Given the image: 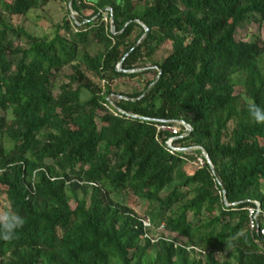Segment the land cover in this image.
Returning <instances> with one entry per match:
<instances>
[{"label":"trees","instance_id":"trees-1","mask_svg":"<svg viewBox=\"0 0 264 264\" xmlns=\"http://www.w3.org/2000/svg\"><path fill=\"white\" fill-rule=\"evenodd\" d=\"M54 2L50 38L8 22ZM249 22L264 28V0H0V214L24 219L0 264H264L246 211L264 213V124L248 117L264 109V41L237 36ZM125 198L175 236L151 238Z\"/></svg>","mask_w":264,"mask_h":264},{"label":"rangeland","instance_id":"rangeland-1","mask_svg":"<svg viewBox=\"0 0 264 264\" xmlns=\"http://www.w3.org/2000/svg\"><path fill=\"white\" fill-rule=\"evenodd\" d=\"M89 12V11H88ZM87 12V13H88ZM40 12L38 10L31 11L30 13L26 14L25 16H19L14 15L10 16L8 18V22L13 25H20L25 30L31 32L32 34H35L36 36H42L45 38H50L52 36L54 28L52 25L58 22L62 16H63V5L59 2H54L50 7L48 13ZM51 14V15H50ZM41 15V18L38 17ZM70 15H74V13L70 12ZM246 31L250 33V35H255L256 33L259 34L261 39L264 41V28L259 27L257 28V24L255 22H249L247 24H244L242 27L238 29L237 36H242ZM168 50V45H164L161 48L157 50V52L154 54V56L151 59H147L146 65H150L153 62H159L163 55L166 54V51ZM91 52H93L90 49ZM152 77V74L150 72L144 73L142 76L134 77L131 80H125V79H116L112 82V88L115 93L109 95L108 97L111 100H114L118 98L116 96L117 92H128L131 90V88H136L138 90L142 89L145 85V81L150 79ZM235 82V90L236 91H243V85L241 83V78L239 75H236L234 78ZM193 162H189V164H186L183 166L182 171L184 174H189L190 170L193 169ZM113 196H117L116 194ZM118 197V200H120ZM123 199V202H125L128 206H131L134 210V212L141 218H144V220H147L149 223H151V218L147 214H145V202L138 203V201L132 199ZM73 205V203L71 202ZM2 211V208L0 206V212ZM151 227L150 237L155 238L158 235L164 234L170 238L174 237V234L166 232L161 225H158L157 227H154L152 225H149Z\"/></svg>","mask_w":264,"mask_h":264},{"label":"built area","instance_id":"built-area-1","mask_svg":"<svg viewBox=\"0 0 264 264\" xmlns=\"http://www.w3.org/2000/svg\"><path fill=\"white\" fill-rule=\"evenodd\" d=\"M118 66V65H117ZM180 123V122H178ZM183 124V123H182ZM184 125V132L181 134H186L189 131V125ZM157 131H167L171 135L165 140V146L168 151L172 152L176 147L172 146V142L176 135L178 134V128L174 124V121H166L164 123L158 124L156 126ZM180 135V136H181ZM197 162L200 163V158H197ZM247 216H248V226L250 231L256 232L257 235L264 237V225H259V219H264V213H261L260 204L257 201H253L251 206L246 207ZM145 226H149L147 220H143Z\"/></svg>","mask_w":264,"mask_h":264},{"label":"clouds","instance_id":"clouds-1","mask_svg":"<svg viewBox=\"0 0 264 264\" xmlns=\"http://www.w3.org/2000/svg\"><path fill=\"white\" fill-rule=\"evenodd\" d=\"M248 117L256 124H264V109L255 103L248 105ZM24 219L10 208L0 214V238L9 240L22 228Z\"/></svg>","mask_w":264,"mask_h":264},{"label":"water","instance_id":"water-1","mask_svg":"<svg viewBox=\"0 0 264 264\" xmlns=\"http://www.w3.org/2000/svg\"><path fill=\"white\" fill-rule=\"evenodd\" d=\"M206 158H207V157H206ZM207 161H209L208 158H207Z\"/></svg>","mask_w":264,"mask_h":264}]
</instances>
